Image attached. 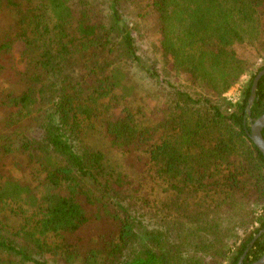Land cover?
Listing matches in <instances>:
<instances>
[{
    "label": "trees",
    "instance_id": "obj_1",
    "mask_svg": "<svg viewBox=\"0 0 264 264\" xmlns=\"http://www.w3.org/2000/svg\"><path fill=\"white\" fill-rule=\"evenodd\" d=\"M263 68L264 0H0V264L260 258Z\"/></svg>",
    "mask_w": 264,
    "mask_h": 264
},
{
    "label": "rangeland",
    "instance_id": "obj_2",
    "mask_svg": "<svg viewBox=\"0 0 264 264\" xmlns=\"http://www.w3.org/2000/svg\"><path fill=\"white\" fill-rule=\"evenodd\" d=\"M12 54L14 57V63L16 69L23 73L26 74L30 72L31 66H30V54L27 48V45L23 41H18L12 48ZM263 61L262 58L257 59V64H260ZM249 75L244 74L241 76L239 81L236 83L238 84V91H234L233 93L236 95V93L239 94V97L241 96V92L243 89V86L245 82L248 80ZM140 82V80H139ZM9 86H12L13 84H8ZM14 86V85H13ZM149 86V85H148ZM150 87V86H149ZM152 91H155V86H151ZM225 96V94H224ZM226 97V96H225ZM227 98V97H226ZM113 157H111L112 159ZM110 159V160H111ZM11 162H7L4 167H0V174L2 177H21L22 179L31 180V176L29 174V169L26 167V162L25 160L19 159V157L15 156V158L10 159ZM16 162H19L20 164L16 165Z\"/></svg>",
    "mask_w": 264,
    "mask_h": 264
},
{
    "label": "water",
    "instance_id": "obj_3",
    "mask_svg": "<svg viewBox=\"0 0 264 264\" xmlns=\"http://www.w3.org/2000/svg\"><path fill=\"white\" fill-rule=\"evenodd\" d=\"M264 75V68L257 72L255 75L252 85H251V92L250 96L248 98V103L246 106V112L250 116V108L254 101L257 84L260 78ZM250 134L249 137L251 141L255 144V146L258 148V150L261 152V154L264 157V136L262 135V130L264 129V113L257 118L250 120ZM264 232V228L260 229L259 232L255 235L254 239L252 240L251 244L254 242V240L259 237ZM248 250H246L243 255L240 257L238 264H241L244 256ZM250 264H264V254L258 258L257 260L251 262Z\"/></svg>",
    "mask_w": 264,
    "mask_h": 264
},
{
    "label": "built area",
    "instance_id": "obj_4",
    "mask_svg": "<svg viewBox=\"0 0 264 264\" xmlns=\"http://www.w3.org/2000/svg\"><path fill=\"white\" fill-rule=\"evenodd\" d=\"M234 91H238V84L232 86L228 91L225 92V96L231 102H236L239 99V94L236 95L233 93Z\"/></svg>",
    "mask_w": 264,
    "mask_h": 264
}]
</instances>
